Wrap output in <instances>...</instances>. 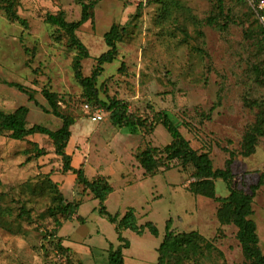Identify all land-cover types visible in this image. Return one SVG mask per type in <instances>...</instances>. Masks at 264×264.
Segmentation results:
<instances>
[{
    "label": "rangeland",
    "instance_id": "obj_1",
    "mask_svg": "<svg viewBox=\"0 0 264 264\" xmlns=\"http://www.w3.org/2000/svg\"><path fill=\"white\" fill-rule=\"evenodd\" d=\"M91 1L18 0V14L28 27L11 22L0 9V109L25 116L29 127L58 130L60 118L9 83L23 85L47 110L51 106L42 90L57 92L60 108L75 118L67 147L72 167L82 168L89 179L108 178L113 187L105 202L108 211L121 218L132 209L138 225L153 222L159 235L149 228L142 234L118 232L100 214V201L76 183V173H64L48 136L19 140L5 134L0 135V264H111L109 249L121 244L120 234L130 243L123 251L125 264H157L170 219L173 232L196 231L209 244L180 264H245L237 227L218 218L221 204L190 191L197 181L193 167L175 160L149 176L139 164L136 157L147 147L168 161L164 148L172 137L162 124L132 133L115 126L105 109L104 120H92L74 76L76 50L64 30L45 21L47 13L59 11L68 21L78 20L82 3ZM250 7L248 0H96L92 19L77 32L89 49L82 61L89 76L108 50L104 34L113 24L124 28L117 43L120 56L104 66L99 79L100 97H115L142 118L153 110L168 112L195 150L209 152L215 169L224 168L234 154L231 187L249 194L264 174V135L254 154L240 153L247 129L264 112V82L254 68L264 66L262 35ZM226 16L234 22L222 29L218 21L224 23ZM91 107V113L98 109ZM214 181L216 195L228 196L225 181ZM58 191L69 203L80 204L75 216L82 215L84 223L64 221L56 208ZM24 209L29 215L21 213ZM253 209L264 252V184L254 195ZM60 236L74 254L58 249Z\"/></svg>",
    "mask_w": 264,
    "mask_h": 264
},
{
    "label": "trees",
    "instance_id": "obj_2",
    "mask_svg": "<svg viewBox=\"0 0 264 264\" xmlns=\"http://www.w3.org/2000/svg\"><path fill=\"white\" fill-rule=\"evenodd\" d=\"M95 5L96 0L90 3H82V13L78 20L68 21L64 11H59L58 13L49 12L45 18L46 23L57 27L59 30L65 31L69 37L70 48L76 50V55L73 60L74 76L85 91L89 103L87 105H91L93 108L105 109L111 114V119L115 126L127 128L132 133H136L139 130L150 131L155 124H162L172 137V141L164 148V153L167 155L168 161L165 162L164 159L155 157L154 149L147 147L136 157L139 164L145 170V173L149 176H155L164 165L174 162L175 160H179L184 165L193 167L195 170L194 176L197 181L191 184L190 191L196 195L214 199L221 204L218 210V218L223 224H233L237 227V238L246 258L245 264H264V252L260 246L258 226L256 221L252 218L254 213V195L258 188L264 184V174H262L259 183L252 186L251 194L241 189L232 188L234 154L225 162L224 168L215 169L209 152H199L195 150L191 142L184 137L180 127L175 123L168 112L153 110L151 117L146 116L142 118L133 114L127 103L115 97H107V99L100 97L101 89L98 87L99 79L105 71L104 66L118 60L120 55L117 43L122 41L125 29L117 24L111 26L110 30L104 34V40L108 46V50L96 59V64L93 67L91 75H84L82 61L88 58L90 53L88 47L77 35V32L86 22L92 19L93 12L91 10ZM17 6L18 0H0V9H3L11 22L28 27L27 19L18 14ZM251 7V11L256 15L257 21L260 23L258 29L262 38L259 42V48L261 52L264 53V24L259 20L255 9ZM221 14H223L222 10ZM231 22L234 21L228 16L225 17L224 23L218 21L222 29H226ZM246 35L249 37L250 33L246 31ZM26 51L29 52L30 50L27 48ZM254 68L257 80L264 82V66L256 65ZM9 84L17 87L23 93H27L30 100L34 101L38 107L60 118L63 124L58 130H52L49 127L41 125L29 127L27 126L25 116L19 115L18 113H7L0 109V135L7 134L10 138L19 140H24L28 136L36 134L48 136L53 143L56 154L63 160L64 173H69L70 171L76 173V183L82 185L86 190H89L93 197L100 201V214L107 217L110 222L115 224L118 232H121L123 229H131L142 234L145 228H149L153 235L158 236L159 230L155 223L148 222L145 226L138 225L134 210L130 209L121 218L119 213L113 215L108 211L105 202L113 191V187L108 178L101 176L95 179H89L82 168L76 170L72 167V156L68 154L67 147L72 137V126L75 124V118L65 113L60 108L58 104L60 100L59 94L48 87L42 90L45 99L51 106V110H47L36 101L32 92H27L23 85L13 82ZM263 135L264 112L260 110L255 122L247 129L243 137L240 153L245 157L254 154L257 150L258 141ZM43 153L45 152L42 151L41 154ZM215 179H222L229 186L230 193L228 196L220 197L216 195ZM57 198L59 200V205H57L56 208L61 213L64 221L76 219L80 222H85V218L82 215L78 214L75 216L80 208L79 203H69L59 191L57 192ZM21 213L29 215L28 211L25 209L22 210ZM57 222L60 224L61 220ZM172 225L173 220L170 219L167 222L165 236L158 247L157 264H173L174 259H176V264H180L183 257L189 258L191 255L201 253L204 243L206 244L205 247L209 246L205 238L198 232L175 233L172 231ZM119 240L121 242L119 246H111L109 249L108 260L111 264H125L123 251L129 248L130 243L121 234L119 235ZM57 244L58 249L62 252L66 254L72 252L74 254V249L65 245L63 237H58Z\"/></svg>",
    "mask_w": 264,
    "mask_h": 264
},
{
    "label": "built area",
    "instance_id": "obj_3",
    "mask_svg": "<svg viewBox=\"0 0 264 264\" xmlns=\"http://www.w3.org/2000/svg\"><path fill=\"white\" fill-rule=\"evenodd\" d=\"M250 5L255 9L256 14L261 21V23L264 24V0H248ZM88 108V112L90 113V116L92 120L94 121H102L105 118V114L103 110L97 109L95 112L91 113V109L89 105H86Z\"/></svg>",
    "mask_w": 264,
    "mask_h": 264
}]
</instances>
